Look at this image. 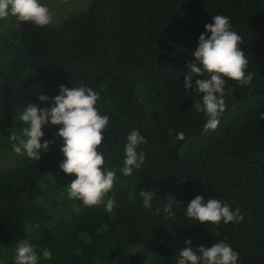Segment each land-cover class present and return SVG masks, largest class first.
Listing matches in <instances>:
<instances>
[{"label": "trees", "instance_id": "trees-1", "mask_svg": "<svg viewBox=\"0 0 264 264\" xmlns=\"http://www.w3.org/2000/svg\"><path fill=\"white\" fill-rule=\"evenodd\" d=\"M218 14L242 37L254 78L246 87L225 78L226 110L217 129L205 132L206 117L194 109L202 95L195 80L188 94L184 77L199 37L211 35L205 25ZM61 85L100 95L96 107L110 122L98 151L104 169L117 173L108 194L116 206L109 213L108 197L96 207L69 197L76 177L60 168L62 125L49 122L41 143H53L41 159L15 153L19 163L0 171V264H14L22 241L37 250L39 264H178L189 239L194 248L228 244L237 264H264V0H91L58 27L0 19V149L26 139L19 120L26 103L50 109ZM132 130L147 140L137 148L146 159L123 177ZM142 190L156 193L151 210ZM198 195L239 209L243 221L189 219L187 204ZM169 196L180 202L171 218L163 212Z\"/></svg>", "mask_w": 264, "mask_h": 264}, {"label": "clouds", "instance_id": "clouds-1", "mask_svg": "<svg viewBox=\"0 0 264 264\" xmlns=\"http://www.w3.org/2000/svg\"><path fill=\"white\" fill-rule=\"evenodd\" d=\"M9 15L20 22L32 23L38 27H46L53 22V13L41 4L40 0H0V19ZM205 29L210 36L202 34L199 46L192 55L194 62L188 63L189 72L184 77V86L191 94L193 80L195 91L202 95V101L194 102V109L206 117L204 131L216 130L220 124V116L226 110L225 78L238 82L242 87L249 86L254 74L247 73L249 61L241 50L242 37L231 30L229 18L223 15L213 16V22L206 24ZM205 73L209 78L202 79ZM233 94V93H229ZM49 97L41 95L39 100L48 103ZM100 99L99 93L89 87L60 86V95L52 98V107L40 108L38 105L26 103V107L19 113V120L26 125L20 139L12 144L13 151L18 155L26 154L28 158L40 160L41 153L49 150L53 141L45 140L42 130L49 122L62 127L58 136L63 138L61 149L65 159L60 164L61 170L68 175H75L68 185L71 199L81 200L86 207L105 205V198L112 192L117 180V173L105 170L104 154L98 149L104 143L103 133L109 125L107 115H101L96 104ZM264 121V112L260 113ZM171 135V131L169 133ZM180 141L185 139L183 132L176 134ZM10 139L17 141L12 133ZM147 143L146 138L138 130H132L127 135L125 145L124 167L120 169L123 177H129L133 170H140L145 163V153L137 151L141 144ZM143 199V207L151 210L152 201L156 193L148 190L139 192ZM163 212L167 217L174 216L173 205H179L173 197L164 198ZM116 206L115 196L108 197L105 210L111 213ZM160 208L156 213H160ZM186 215L201 224L239 223L244 216L239 209L233 211L229 205L219 199L204 201L202 196H196L187 204ZM179 251L178 264H237L239 254L224 242L214 243L211 247L192 246V241ZM43 258L50 260L52 253L43 250ZM40 257L37 250L26 241L19 243L15 249L14 264H39Z\"/></svg>", "mask_w": 264, "mask_h": 264}, {"label": "rangeland", "instance_id": "rangeland-1", "mask_svg": "<svg viewBox=\"0 0 264 264\" xmlns=\"http://www.w3.org/2000/svg\"><path fill=\"white\" fill-rule=\"evenodd\" d=\"M53 13V22L49 26L58 27L68 16L87 10L91 0H40ZM19 163L15 152L9 148L0 149V171L11 169ZM95 264H104L100 261Z\"/></svg>", "mask_w": 264, "mask_h": 264}]
</instances>
